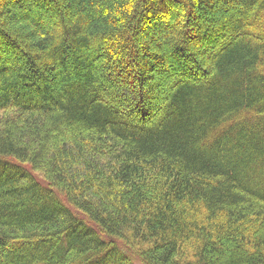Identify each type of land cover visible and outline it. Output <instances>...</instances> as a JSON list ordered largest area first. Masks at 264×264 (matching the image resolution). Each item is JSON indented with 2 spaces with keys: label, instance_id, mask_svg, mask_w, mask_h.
Segmentation results:
<instances>
[{
  "label": "trees",
  "instance_id": "trees-1",
  "mask_svg": "<svg viewBox=\"0 0 264 264\" xmlns=\"http://www.w3.org/2000/svg\"><path fill=\"white\" fill-rule=\"evenodd\" d=\"M0 162V264H264V0H0Z\"/></svg>",
  "mask_w": 264,
  "mask_h": 264
},
{
  "label": "rangeland",
  "instance_id": "rangeland-1",
  "mask_svg": "<svg viewBox=\"0 0 264 264\" xmlns=\"http://www.w3.org/2000/svg\"><path fill=\"white\" fill-rule=\"evenodd\" d=\"M167 4V6H168V9L166 10V17L164 18L165 20H163V24H165V23H167V22H170V23H172V22H177V20L178 21H181V22H183V23H186L187 22V20L188 21H191V23H193L194 21H193V18L190 16H186V13H185V9H183L182 7H180V9L179 10H177V18L175 19V20H173L172 22H171V20L174 18V11H175V9H173V3L171 4V3H166ZM42 10V7H40L39 5L37 6V8L35 7L34 9H32L31 10V13H33V15L31 16L32 17V19L34 20V19H36V20H39V17L40 18H42V19H44V21H45V19H47V21H49V17L50 16H48V14H46L45 12H44V14H43V11H41ZM55 15V18L54 19H56V20H54V21H58V19H59V15H58V13H56V14H54ZM37 17H38V19H37ZM216 17H217V19L218 18H220L221 20L222 19H224L223 18V16H221V14L219 13V12H217V15H216ZM192 19V20H191ZM219 20V19H218ZM43 23H45V22H43ZM48 25V24H47ZM42 26V25H41ZM46 26V25H45ZM44 25H43V27L45 28V29H47L48 28V26H46L45 27ZM211 28V29H210ZM208 27V29H210L208 32V34H211V41L209 42V45L211 46V45H214V44H216L217 42H216V40H218V38L217 37H219L218 35V27H216V26H213V28L212 27ZM213 35V36H212ZM216 47H218V46H216ZM100 61V63H101V66H102V68H103V66H104V63H105V61L103 62V59H99ZM192 66L194 67L195 66V62H193L192 63ZM104 69V68H103ZM160 81H162L163 80V78H160L159 79ZM164 83V82H163ZM158 84H159V82H158ZM129 101H133V99L131 100V99H129ZM0 163H4V162H0ZM36 174H38L39 175V173H36ZM41 178H43V176L40 174L39 175Z\"/></svg>",
  "mask_w": 264,
  "mask_h": 264
}]
</instances>
